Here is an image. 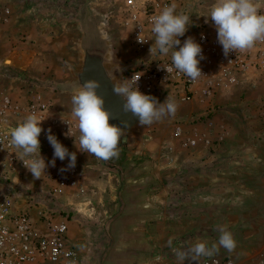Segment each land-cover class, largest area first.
Masks as SVG:
<instances>
[{
    "label": "rangeland",
    "instance_id": "rangeland-1",
    "mask_svg": "<svg viewBox=\"0 0 264 264\" xmlns=\"http://www.w3.org/2000/svg\"><path fill=\"white\" fill-rule=\"evenodd\" d=\"M163 1L154 0L159 14ZM170 1L191 19L179 37L181 46L200 30L217 36L207 18L217 0ZM125 2L0 0L9 10L0 16V95L16 106L6 111L0 130L10 132L36 114L45 119L41 151L51 129L77 157L75 168L66 171L61 169H67L68 158L55 161L67 178L44 191L16 189L9 170L1 169L17 211L40 229L46 221L65 223L77 264H196L179 261L172 249L211 245L221 228L232 233L236 249L230 253L221 247L199 264H264V73L229 88L214 83L218 74L212 73L207 92L199 85L189 99L160 96L159 103L170 96L178 104L176 115L124 131L118 158L103 161L78 150V122L72 116V96L78 92L71 84L81 48L108 51L119 85L142 54L133 44ZM254 3L264 6V0ZM150 49V55L159 54ZM52 159L46 156L45 162ZM18 191L28 192L31 205L45 214L28 210L22 201L26 195L20 198Z\"/></svg>",
    "mask_w": 264,
    "mask_h": 264
},
{
    "label": "clouds",
    "instance_id": "clouds-1",
    "mask_svg": "<svg viewBox=\"0 0 264 264\" xmlns=\"http://www.w3.org/2000/svg\"><path fill=\"white\" fill-rule=\"evenodd\" d=\"M176 8L177 5L173 2L153 18L151 30L154 39L151 40H154V45L150 53L158 50L159 54L167 56L171 52L172 64L164 68L166 72L170 73L175 69L192 82H196L204 76L199 67L200 61L204 59L203 50L192 37H188L181 46L179 37H183L188 31L191 19L187 14L177 13ZM207 18L217 31V40L222 46L225 57L233 52L251 50L257 42H264V14H259L254 0H217ZM138 42L143 44L147 40L140 39L139 35ZM177 46H179L178 51L175 50ZM139 79L133 76L131 80H124L120 86L113 85V93L122 102V114L125 116L131 114L142 127L174 117L178 111V104L170 96L164 103H159L155 97L142 94L137 87ZM100 87V83L96 80L83 82L79 92L72 96V116L78 122L76 125L79 131V146H76L78 150L96 159L109 161L119 157V145L124 137V131L122 127L109 123L113 115L106 108L104 97L98 94ZM44 120H40L36 114H31L23 123L10 131L11 145L20 150V160L37 180L45 175L49 164L55 166L57 158L60 161L66 158L69 160L67 169L61 171L75 168L77 159L76 153H70L51 134V129H48L47 140L54 149V155L49 163L45 162V158L40 154L39 140L44 131L41 127ZM121 124L127 127L128 122L122 120ZM70 131L69 127L68 135ZM169 244L171 245V240ZM221 247L230 253L237 247L232 233L225 228L220 229L218 241L211 245L207 242H197L186 250L173 248L172 251L181 262L188 260L199 264L202 257H213Z\"/></svg>",
    "mask_w": 264,
    "mask_h": 264
},
{
    "label": "built area",
    "instance_id": "built-area-1",
    "mask_svg": "<svg viewBox=\"0 0 264 264\" xmlns=\"http://www.w3.org/2000/svg\"><path fill=\"white\" fill-rule=\"evenodd\" d=\"M150 2L153 5H150ZM171 4L170 0H164L161 6L164 9ZM158 5L154 0L125 2L133 44L142 54L138 64L125 71L121 84L124 80H131L135 76L137 79L140 78L137 87L142 94L156 99L171 94L185 100L194 94L195 87L199 85L203 87L204 92H207L212 83L210 79L212 73L218 74L214 83H221V88L237 85L251 74L264 73V42H257L251 50L233 52L225 57L217 36L203 30L199 31L194 40L203 50L204 59L200 61L199 67L205 77L202 76L196 82H192L175 69L167 73L164 68L171 66V54L150 55L148 52L153 36L152 20L159 15V11L155 10L159 8ZM258 12L264 14V6L258 7ZM8 14L9 10L1 6L0 16ZM139 35L140 39L147 42L139 43ZM13 107L16 106L8 96L0 95V122L4 120L6 111L9 109L12 111ZM28 107L32 108L33 105ZM10 140V132L0 130V157L4 156V162L0 161V173L1 169L14 171L17 168H26ZM9 184L10 182L7 184L6 181H2L0 174V264H77L75 252L68 245L66 238V224L55 225L46 221L44 228H37L27 213L17 211L15 199L6 188Z\"/></svg>",
    "mask_w": 264,
    "mask_h": 264
},
{
    "label": "water",
    "instance_id": "water-1",
    "mask_svg": "<svg viewBox=\"0 0 264 264\" xmlns=\"http://www.w3.org/2000/svg\"><path fill=\"white\" fill-rule=\"evenodd\" d=\"M108 51L93 47L81 48L79 59V67L73 71L74 80L71 84L73 90L79 92L80 86L85 80H96L101 87L98 94L104 97L106 108L112 113L113 118H110L109 123L122 127L123 131H132L139 121L132 117L122 114V102L119 97L113 93V85L120 86L117 78L120 75L115 67L108 65ZM127 121V127H123L121 121Z\"/></svg>",
    "mask_w": 264,
    "mask_h": 264
},
{
    "label": "crops",
    "instance_id": "crops-1",
    "mask_svg": "<svg viewBox=\"0 0 264 264\" xmlns=\"http://www.w3.org/2000/svg\"><path fill=\"white\" fill-rule=\"evenodd\" d=\"M19 151H20L19 149H16V152L18 154H19ZM41 155L43 157L45 156V159H46V156L47 157L51 156L53 158L54 149H53V147L50 146L49 142L46 143L44 149L41 151ZM56 160L58 161V163L65 162V161L59 162L58 158ZM57 168H60V166L52 167L49 165L48 168L46 169L45 175L42 176L41 179H39V180L35 179L33 177V175L31 174V172L27 168H17L14 171H9V175L11 178V183L16 189L29 188V189H39V191H41V190L44 191L46 189V187H53V188L57 187V185H59V183H61L65 178H67V176H64V175L61 177L60 174L58 173ZM64 182H65V180L62 183H64ZM18 192L21 193V195H18V193H17V195L20 198L23 196V194L26 195L25 197H23L24 199H22V201L24 202V206L28 210H32L33 208H36L39 210L38 207H35V206L33 207L31 205L33 201L29 200L30 195L28 192L23 193V194L20 191H18ZM54 196H56V195H54ZM58 196H61V195H58ZM39 199H40V195H39ZM44 199H45V197H44ZM42 204H44V203H42ZM40 213H44L43 210H41ZM75 216L77 217V215H75ZM105 260L107 262H109L108 257L105 258ZM105 260H104V262H106ZM98 262L102 263L101 257H99Z\"/></svg>",
    "mask_w": 264,
    "mask_h": 264
},
{
    "label": "flooded vegetation",
    "instance_id": "flooded-vegetation-1",
    "mask_svg": "<svg viewBox=\"0 0 264 264\" xmlns=\"http://www.w3.org/2000/svg\"><path fill=\"white\" fill-rule=\"evenodd\" d=\"M94 48V47H93Z\"/></svg>",
    "mask_w": 264,
    "mask_h": 264
},
{
    "label": "trees",
    "instance_id": "trees-1",
    "mask_svg": "<svg viewBox=\"0 0 264 264\" xmlns=\"http://www.w3.org/2000/svg\"><path fill=\"white\" fill-rule=\"evenodd\" d=\"M143 258V257H142Z\"/></svg>",
    "mask_w": 264,
    "mask_h": 264
}]
</instances>
